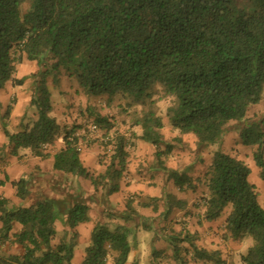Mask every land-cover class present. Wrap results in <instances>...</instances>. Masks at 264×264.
<instances>
[{"label": "trees", "instance_id": "obj_1", "mask_svg": "<svg viewBox=\"0 0 264 264\" xmlns=\"http://www.w3.org/2000/svg\"><path fill=\"white\" fill-rule=\"evenodd\" d=\"M24 60L36 61L42 68L28 103L36 113L26 123L23 114L19 129L11 132L12 105L7 106L0 126L11 155L28 151L37 158L52 156L53 170L82 177L106 195L120 190L129 156L126 138H111L109 163L102 174L94 175L80 158L81 126H63L53 116L49 81L57 84L64 74L84 96L114 108L132 139L153 146L167 180L183 191L194 187L190 177L163 162L173 146L165 142L158 103L167 102L165 116L179 135L177 141L191 135L200 146L213 144L229 123L243 122L264 91V0H0V92L9 82L17 86L26 81L28 76L15 78ZM115 117L89 112L91 124L106 133ZM239 139L251 150L264 180V116L240 128ZM59 140L61 147L51 155L48 148ZM250 173L243 159L216 151L205 175L204 194L195 206L202 210L199 223L214 222L226 213L222 240L242 244L250 239L241 263L264 264V208ZM12 186L19 199H26L28 180L21 178ZM76 198L68 205L58 239L55 201L8 207L0 198V249L6 243L22 248L20 254L0 253V264H72L76 228L90 221V206ZM149 199L140 204L126 199L118 215L122 223L112 229L96 222L80 264H126L136 245L139 207L158 211L152 204L156 198ZM161 201L160 215L165 219L187 206L170 192ZM142 224L151 230L148 223ZM163 238L170 254L153 249L150 264L162 258L173 264H233L221 250L197 245L185 222L179 231L164 230Z\"/></svg>", "mask_w": 264, "mask_h": 264}, {"label": "rangeland", "instance_id": "obj_2", "mask_svg": "<svg viewBox=\"0 0 264 264\" xmlns=\"http://www.w3.org/2000/svg\"><path fill=\"white\" fill-rule=\"evenodd\" d=\"M42 69L36 61L24 60L17 66L15 78L20 79L28 76L22 85H12L11 82L7 83L0 94V107L4 106V100L10 94V103L13 105L17 103L18 106L11 111L8 119V130L16 131L19 129L21 117L24 115V122L31 121L35 118L36 109L29 106V99L33 94L34 80L37 72ZM49 87L52 93V102L54 105L53 116L63 126L72 127L73 125H80L78 134L80 136V150L81 161L88 171L94 175L102 174L105 167L109 163L111 156L112 146L110 143L111 138L117 135H123L127 140L126 150L129 154L127 159V169L121 181L122 191L116 194L106 195L99 187L95 190L90 182L82 177L76 178L62 173L55 174L53 181H45L42 187L37 185L38 182H33L28 202H37L41 199H50L56 202L59 218L56 221L58 227L64 229L63 221L66 216L68 205L72 204L77 196L75 189L84 191V196L80 197L90 206L89 214L92 216L94 222L108 223L109 228H113L115 224L122 223L118 215L125 209V201L128 198H133L135 204L144 202H151L148 195H143V191L138 190L129 192L125 187L134 185L136 187L145 186L147 190H151L154 194H159L156 198L158 211L155 213L150 207H139L141 218L135 220L138 225L136 231V245L132 247L130 258L127 264H150L152 250L156 251L165 250L169 255L170 250L164 240L165 231H179L185 222L190 232L194 233L197 237L196 244L207 249L221 250L223 257L233 264H242L240 255L244 254L247 248L252 244L250 239L245 240L240 244L236 241L222 240L224 219L226 213L221 218L214 222H200L199 216L202 210L195 206L199 202L200 197L204 194L205 175L209 169L212 161L213 154L216 151H222L227 154L235 155L243 159L250 167L251 173L249 181L255 185L258 192L259 204L264 208V180L259 178V172L256 168L252 152L249 148L241 144L239 139V130L244 125L257 122L264 116V91L262 100L259 104L249 108L246 118L243 122H231L227 125L222 137L213 144L200 146L196 143V139L191 135L181 136L179 141L178 133L173 131L166 119L165 110L167 107L166 101L158 103V112L163 119L164 128L163 135L166 143L173 146L170 154L163 158V162L168 169L176 170L179 173L186 174L191 179V185L194 188H187L179 191L172 181L167 180L166 173L159 167L155 158V148L142 140L131 137V130L128 126L121 123L120 118L115 117L114 108L107 107L104 100L98 98H88L84 96L79 90L75 81L69 80L64 74L60 75L59 82L53 84L49 81ZM98 112L101 115L116 118L115 125L109 133L102 129L97 132L90 130L92 118H89V112ZM0 115V120L4 115ZM14 117L12 118L11 115ZM2 129V128H1ZM136 133L139 130L135 129ZM108 137L109 141L104 142V138ZM7 143V140H6ZM61 141L55 144L54 147L48 148L50 154H53L60 147ZM3 149L7 150L10 154V148L5 144ZM164 150L165 148L162 147ZM28 155H27V154ZM26 154V155H24ZM20 158H29L28 151H21ZM12 156V155H11ZM46 161V160H45ZM1 171V170H0ZM175 191L183 196L187 202L186 209L176 211L169 215L168 218H162L160 212L163 211V204L161 201L162 195L166 192L172 193ZM189 215L185 216V212ZM146 218V219H145ZM143 221L148 223L151 230H146L143 226ZM185 225V224H184ZM62 232H59L60 237ZM159 236V237H157ZM88 242L80 245L81 249L88 246ZM79 246V236L76 240V247ZM75 247V248H76ZM158 264H173L170 259L162 258L157 261ZM200 264V263H190Z\"/></svg>", "mask_w": 264, "mask_h": 264}, {"label": "crops", "instance_id": "obj_3", "mask_svg": "<svg viewBox=\"0 0 264 264\" xmlns=\"http://www.w3.org/2000/svg\"><path fill=\"white\" fill-rule=\"evenodd\" d=\"M0 94H1V92H0ZM10 95L8 97H6V99L4 100V106L0 107V115H2V112L6 110L7 106L12 105L13 111L18 106V101L14 105L9 102L11 99ZM11 117L12 118L14 117L13 112H12ZM5 144H6V138L3 134V131H2L1 126H0V152H1L0 198H4L7 200V206L8 207H19V206L27 207V206H30V205L34 204V202H28V200H27L30 196L32 183L39 181V183H37V185L39 187H42L41 185H43V183L45 181L50 182V184H51V182L53 181V177H55L54 173H56V175H59L58 173H62V172H58V171L53 170V168H52V163H53L52 156H49L48 158L42 159V158H37V157H33V156L29 155L28 156L29 158H23L22 159V158H20L21 156L8 155L7 152H5L7 150L3 149V146ZM60 147H61V144H60ZM26 154H24V155H26ZM62 174H64V173H62ZM64 175H70L72 177L80 178L79 176H73L71 174H64ZM21 178H25L26 180H28V193L29 194L26 197V199H24V200H21L17 197L16 190L12 186V182L18 181ZM137 189L143 191L142 192L143 195H148L151 198L152 197H158V195H159V194H154L150 189L147 190V188L145 186L136 187L134 185H131L127 188L125 187L126 191H129L132 193L137 191ZM122 190H123V188L120 187L119 191H122ZM75 191L77 194V196H76L77 200H79L80 197L83 196V194H85L84 191L81 189H75ZM114 194H116V193H114ZM172 194L175 195L178 199H183V196L179 195L175 191H172ZM162 197H163V195H162ZM162 197H161V199H162ZM175 210L180 211L179 209H175ZM89 217H90L89 222L80 224L76 228V230L79 234V246L76 247L74 250V257L72 260V264H80L81 263L84 250L80 248V245L83 244L84 242L89 243L90 232L93 228V225L96 223V222H94V220L92 219V216L90 214H89ZM55 228L57 231L56 239H58L59 238L58 234H59V232L63 231V228L58 227L57 223H55ZM18 230H19V226L15 225L13 232H17ZM0 253L1 254H20V253H22V248L19 245L14 244V243H6L5 245H3L1 247ZM133 264H136V263L133 262Z\"/></svg>", "mask_w": 264, "mask_h": 264}, {"label": "built area", "instance_id": "obj_4", "mask_svg": "<svg viewBox=\"0 0 264 264\" xmlns=\"http://www.w3.org/2000/svg\"><path fill=\"white\" fill-rule=\"evenodd\" d=\"M89 128H90V130H91L92 132H97V131H98L97 126L94 125V124H91ZM103 141L106 143V142L109 141V138H108V137H105ZM110 149L112 150V146L110 147ZM111 150H110V151H111Z\"/></svg>", "mask_w": 264, "mask_h": 264}]
</instances>
